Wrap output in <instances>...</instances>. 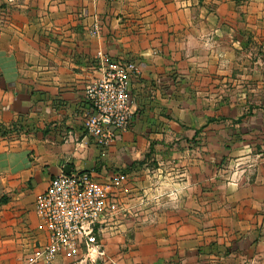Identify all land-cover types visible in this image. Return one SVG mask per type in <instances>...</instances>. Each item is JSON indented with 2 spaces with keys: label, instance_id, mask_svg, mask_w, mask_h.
I'll return each instance as SVG.
<instances>
[{
  "label": "crops",
  "instance_id": "1",
  "mask_svg": "<svg viewBox=\"0 0 264 264\" xmlns=\"http://www.w3.org/2000/svg\"><path fill=\"white\" fill-rule=\"evenodd\" d=\"M138 5L0 0V264H46L34 260L48 239L36 199L64 165L132 179L113 188L115 216L144 188L167 200L151 226L186 228L189 213L197 225L208 213L209 225L247 229L248 243L259 229L264 242V62L251 59L237 0ZM108 58L133 60L140 74L128 128L102 146L84 120L87 86Z\"/></svg>",
  "mask_w": 264,
  "mask_h": 264
},
{
  "label": "rangeland",
  "instance_id": "2",
  "mask_svg": "<svg viewBox=\"0 0 264 264\" xmlns=\"http://www.w3.org/2000/svg\"><path fill=\"white\" fill-rule=\"evenodd\" d=\"M137 1L144 6L152 2ZM237 3V12L247 27L255 31L250 30L247 36V44L254 48L251 59L260 58L264 62V0H237ZM146 156L151 155L147 153ZM155 166L165 171L163 164L148 159L146 169H154ZM130 183L134 181L127 178L120 188L129 190ZM140 189L143 194L139 203L135 204V199L129 197L125 210L114 216L98 233L99 246L92 250V258H87L85 253L76 258L62 255L57 257L55 264H264V242H259L262 235L259 229L251 234V242L256 243H248L245 239L246 236L250 238L247 229H224L217 227V224L209 225L206 218L208 213L202 214L205 221L198 225L195 215L190 216L189 213L186 228L179 225L151 226V218L158 220L168 216L159 210L167 200L155 193L147 194L144 188ZM177 215L172 212L169 216L174 218ZM222 237L227 238V244L226 240L221 242Z\"/></svg>",
  "mask_w": 264,
  "mask_h": 264
},
{
  "label": "built area",
  "instance_id": "3",
  "mask_svg": "<svg viewBox=\"0 0 264 264\" xmlns=\"http://www.w3.org/2000/svg\"><path fill=\"white\" fill-rule=\"evenodd\" d=\"M95 25L92 33H97ZM101 79L88 84L87 99L91 111L86 115V132L102 146L110 145L119 132L126 130L132 118L131 80L140 74L137 62L126 58H108ZM61 170L37 196L36 210L47 227V242L35 251L34 260L51 263L59 256L88 258L99 246L98 233L119 210L113 191L126 175L114 172L101 182L88 170Z\"/></svg>",
  "mask_w": 264,
  "mask_h": 264
},
{
  "label": "trees",
  "instance_id": "4",
  "mask_svg": "<svg viewBox=\"0 0 264 264\" xmlns=\"http://www.w3.org/2000/svg\"><path fill=\"white\" fill-rule=\"evenodd\" d=\"M6 132L7 131L3 127L0 126V134L3 135V134H6Z\"/></svg>",
  "mask_w": 264,
  "mask_h": 264
}]
</instances>
